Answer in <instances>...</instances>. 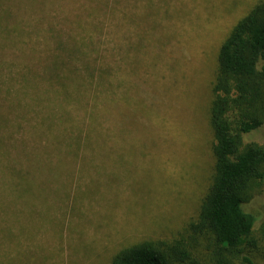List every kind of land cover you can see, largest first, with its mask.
<instances>
[{
    "label": "rangeland",
    "instance_id": "1",
    "mask_svg": "<svg viewBox=\"0 0 264 264\" xmlns=\"http://www.w3.org/2000/svg\"><path fill=\"white\" fill-rule=\"evenodd\" d=\"M117 1L109 30L95 41L114 55L109 74L115 75L120 100L116 111L102 116L117 128L115 147L86 150L82 161L67 160L64 169L31 167L17 193L0 186V264H109L125 246L177 237L197 216L213 173L207 109L216 56L257 0ZM124 14L138 25L126 22ZM151 18L153 33L141 34ZM138 52L143 60L137 66ZM72 56L83 60L81 53ZM40 85L46 89L48 83ZM30 101H22L10 117L31 113L33 121L29 109L34 108H24ZM45 108L53 113L44 117L61 113L56 102ZM80 127L86 135V124ZM19 132L18 138H28ZM255 137L264 143V135ZM47 145L44 138L42 148L30 144L35 149L27 151L41 152ZM3 160L0 169L10 164ZM244 208L256 218L257 242L244 251L255 264H264V185Z\"/></svg>",
    "mask_w": 264,
    "mask_h": 264
},
{
    "label": "trees",
    "instance_id": "2",
    "mask_svg": "<svg viewBox=\"0 0 264 264\" xmlns=\"http://www.w3.org/2000/svg\"><path fill=\"white\" fill-rule=\"evenodd\" d=\"M118 3L0 0V163H10L0 169V186L8 194L9 188L17 193L21 180L31 177V167L62 164L64 169L67 160L82 161L86 150L115 147L117 128L102 116L116 111L120 100L115 98V75L109 74L115 70L110 63L114 55L101 51L95 41L109 30L108 19L114 18ZM124 17L126 22L137 20ZM155 22L151 18L141 34L153 33ZM73 53H81L83 60L76 62ZM138 55L137 66L143 60ZM25 99H31L24 108H34L29 109L33 121L31 113L12 119L10 114ZM54 102L60 115L44 117L53 113L45 107ZM126 105L130 107L128 100ZM207 121L213 135V173L196 218L171 240L121 248L109 264H255L244 249L257 247L256 218L244 204L264 185V143L254 140L264 135V0L250 7L219 46ZM84 124L86 135L80 127ZM20 130L28 138H18ZM44 138V151H27L35 149L30 144L42 148ZM62 171L59 176L67 178Z\"/></svg>",
    "mask_w": 264,
    "mask_h": 264
}]
</instances>
